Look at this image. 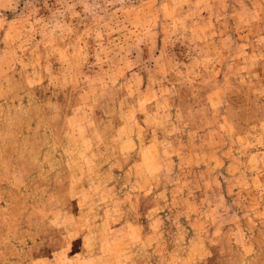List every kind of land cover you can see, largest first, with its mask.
I'll return each instance as SVG.
<instances>
[{"label": "rangeland", "instance_id": "374dc122", "mask_svg": "<svg viewBox=\"0 0 264 264\" xmlns=\"http://www.w3.org/2000/svg\"><path fill=\"white\" fill-rule=\"evenodd\" d=\"M0 264H264V0H0Z\"/></svg>", "mask_w": 264, "mask_h": 264}]
</instances>
